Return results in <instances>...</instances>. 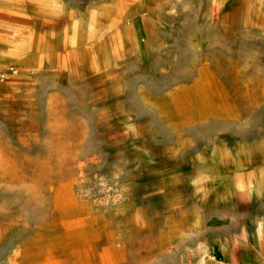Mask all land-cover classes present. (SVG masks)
I'll use <instances>...</instances> for the list:
<instances>
[{"label":"rangeland","instance_id":"obj_1","mask_svg":"<svg viewBox=\"0 0 264 264\" xmlns=\"http://www.w3.org/2000/svg\"><path fill=\"white\" fill-rule=\"evenodd\" d=\"M2 72L0 264H264V0H0Z\"/></svg>","mask_w":264,"mask_h":264},{"label":"built area","instance_id":"obj_2","mask_svg":"<svg viewBox=\"0 0 264 264\" xmlns=\"http://www.w3.org/2000/svg\"><path fill=\"white\" fill-rule=\"evenodd\" d=\"M13 68H11V70H12ZM8 72H2V73H0V80H3L5 77H6V74H7Z\"/></svg>","mask_w":264,"mask_h":264}]
</instances>
